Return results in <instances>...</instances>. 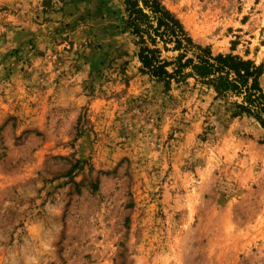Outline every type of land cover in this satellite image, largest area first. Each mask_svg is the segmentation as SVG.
I'll return each instance as SVG.
<instances>
[{
    "label": "rangeland",
    "instance_id": "rangeland-1",
    "mask_svg": "<svg viewBox=\"0 0 264 264\" xmlns=\"http://www.w3.org/2000/svg\"><path fill=\"white\" fill-rule=\"evenodd\" d=\"M159 2L196 45L262 65L264 91V0ZM121 17L0 0V264H264V176L222 148L264 154L263 131L192 80L141 75Z\"/></svg>",
    "mask_w": 264,
    "mask_h": 264
},
{
    "label": "trees",
    "instance_id": "trees-1",
    "mask_svg": "<svg viewBox=\"0 0 264 264\" xmlns=\"http://www.w3.org/2000/svg\"><path fill=\"white\" fill-rule=\"evenodd\" d=\"M122 7V33L136 48L138 71L165 88L189 80L212 90L236 116L253 119L264 133L262 65L232 54L213 55L196 45L159 0H114Z\"/></svg>",
    "mask_w": 264,
    "mask_h": 264
},
{
    "label": "bare ground",
    "instance_id": "bare-ground-1",
    "mask_svg": "<svg viewBox=\"0 0 264 264\" xmlns=\"http://www.w3.org/2000/svg\"><path fill=\"white\" fill-rule=\"evenodd\" d=\"M207 7V12L199 14L198 17L201 18L199 25H201L206 33H210L215 28V16H217L218 11L217 9H210L211 6ZM222 148L223 153H225V160L234 161V164L239 167L241 172L244 171L249 176L252 173L253 175L264 176V154L258 149L250 144L244 146L242 142L236 144L234 139L224 144ZM257 168H261V172H254L257 171Z\"/></svg>",
    "mask_w": 264,
    "mask_h": 264
}]
</instances>
